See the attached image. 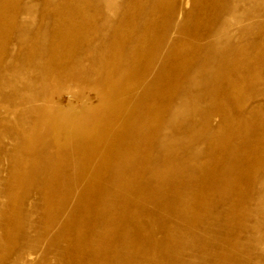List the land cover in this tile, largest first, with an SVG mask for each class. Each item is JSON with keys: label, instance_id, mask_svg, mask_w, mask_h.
Returning a JSON list of instances; mask_svg holds the SVG:
<instances>
[{"label": "bare ground", "instance_id": "bare-ground-1", "mask_svg": "<svg viewBox=\"0 0 264 264\" xmlns=\"http://www.w3.org/2000/svg\"><path fill=\"white\" fill-rule=\"evenodd\" d=\"M7 1L0 0V52L18 12L24 17L31 12V6L20 8L19 0ZM171 1H43L32 37L16 40L27 68L8 64L0 70V102L9 108L0 114V135L11 142L0 148V164L7 166L0 170V264H24L23 255L31 259L67 250L69 239L75 256L86 255L71 264H159L151 257L177 246L168 256L172 262L196 247L187 248L198 234L192 226L204 217L214 220L217 206L246 210L227 213L225 224L235 229V238L255 239L245 222H253L252 208L264 210V174L258 175L264 125L259 124L257 140L244 145L233 142L242 116L229 132L204 129L198 135L191 125L197 109L189 103L198 94L183 92L210 81L230 83L225 67L242 68L244 61L222 49L241 40L247 22L258 15L248 17L247 0ZM198 7L199 18L208 23L188 29ZM164 12L160 27L157 19ZM251 74L246 72V79H253ZM70 85L62 105L58 88ZM258 113L251 108L246 114ZM182 115L189 126L180 134L176 120ZM196 140L207 145L205 152L190 146ZM205 156L206 164L200 161ZM233 175L245 179L237 182ZM241 185L251 192L243 195ZM225 188L231 190L228 196L205 201V190L214 195ZM144 217L150 219L145 225ZM176 220L191 227L183 230ZM152 227L166 235L163 242L152 239ZM204 231L214 233L212 226ZM263 242L258 236L251 251ZM236 245L224 248L232 252Z\"/></svg>", "mask_w": 264, "mask_h": 264}, {"label": "rangeland", "instance_id": "rangeland-1", "mask_svg": "<svg viewBox=\"0 0 264 264\" xmlns=\"http://www.w3.org/2000/svg\"><path fill=\"white\" fill-rule=\"evenodd\" d=\"M43 1L50 0H19L20 8L24 6H31V12L29 13L30 16L24 17L23 14L18 12L17 25L7 32L8 38H2L5 46L3 48V51L0 52V70L8 64H11L17 68H27L23 63L20 62V58L23 57V54H25V50L17 47L15 42L22 35L27 38L32 37V32H34L39 26ZM122 1L123 0H118L120 4L122 3ZM7 2L11 3V0ZM171 2L176 3V0L174 2ZM247 2L248 3L246 4V7L248 15H250L248 17L253 18L255 15H258L257 19H252L247 22V31L244 33L241 40L231 41L229 45L224 46V48L222 49V51L229 54L231 58H241V60L244 61V63L241 65L242 68L239 67V69L231 65L228 68L225 67L224 70L228 71V76L231 78L229 84H226V81H224L223 79L221 81H217V83L210 81L207 84L199 86L196 89H185V91L183 92L185 94H198L196 99L189 101L190 105H194V108L197 109L193 119V123L191 125L192 128L198 132V135H201L204 132V129L208 132L212 131L214 133H221L224 130H228L227 132H229L231 131V128H235L237 118H240L241 116L245 118L244 123H241L240 127L233 129L235 135H237L233 139L235 145H244L245 142L256 141L258 134L261 132L260 129L263 128V126H259V124L262 122L264 125V59L262 61V64L260 65L261 68L257 66V62L260 56L262 55V58H264V0H247ZM199 10L201 11V7L196 8L192 12L193 17L187 24L188 29L195 28L196 24H199L202 28L208 23L207 18H199ZM184 12H188V8L183 9L182 14ZM166 16L167 14L166 12H164L163 15L158 17L157 22L160 27L163 25ZM45 21L48 23V19H45ZM177 21H181V16H179ZM158 31L155 32L156 35L160 33ZM96 38L98 37H94L91 42H94ZM237 71H241L242 75L235 77ZM246 72L252 73L250 76H253L255 74L254 78L246 79V77L248 76L246 75ZM21 76H23V74H20V77ZM72 88L73 87L71 85L68 88H58L59 99L62 105H66L68 103L66 94L72 91ZM4 91L7 93H11V90L9 88L4 89ZM73 92H75V90ZM78 92L87 94V90H78ZM89 95L90 97H92L91 92L89 93ZM117 97L123 102L128 100V96L125 94H118ZM55 100L57 99L53 98V101ZM251 108H256L260 113H258L257 116L248 117L246 113H249ZM8 110L9 108L4 103L0 102V114ZM207 115H209L210 118L205 121V116ZM0 117H2V115ZM12 120L13 119H10L9 123H11ZM176 122L177 132H179L180 134H182L189 126V121L187 120V116L185 115L180 116L178 120H176ZM10 144L11 142L9 138L1 134L0 148L9 146ZM190 146L193 148H198L202 152H205V150L207 149V145L202 144V142L198 140L191 143ZM222 148V145L218 146V149ZM200 161L206 164L207 162H209V159L207 156H205L203 160ZM225 161L231 162L233 161V158H228ZM220 162L221 161L217 162V165L222 163ZM261 165V168L258 170V175L264 174V159L262 160ZM6 167V163L0 164V170H4L6 169ZM107 176L108 174L100 175L102 179L107 178ZM231 177L237 182H243L245 179V175H233ZM0 178L2 179L3 177ZM2 184L3 183L0 180V191H2ZM241 186V193L243 195H248L251 192L245 185ZM196 187L197 186H195V188ZM204 193H206L204 195L206 197L205 201L208 203H212L216 201L219 196L220 198L218 199H222L228 196L231 193V190L225 188L219 191V193H215L214 195L210 194L208 190H205ZM19 194V196L21 197L23 193L21 194L19 192ZM33 194L34 191L32 189L30 192V196L32 197ZM18 201L20 202L19 204L21 205L22 210H25V208H27V204L24 202V200L19 199ZM165 208L166 206H164V209ZM240 210L246 211L242 207L238 206L234 208L217 206L216 209L213 210L216 214L214 220L206 221L207 218L204 217L201 224L192 226L196 228L198 234L193 239L190 238V240L188 241L189 246H187V248H189L191 245L196 247H193L192 249L184 253L183 257L173 258L172 262L170 261L171 263L169 262L170 259L168 258L169 253L177 251V246L172 247L171 250L173 251H164L163 253L152 256V261L156 260L159 264H264V242L263 244L260 243L261 246L258 251H251L255 239L258 236L264 238V225L260 224V220H264V210L263 212H257L254 208L249 210L250 213H253V222H245L246 232H251L252 234L255 233L256 237L255 239L252 237H247L246 240L243 239L244 236L242 235L238 239L235 238V229H232L228 227L227 224H225L227 213H234L235 211ZM140 222L145 225L146 222H150V219L148 217H144ZM175 223L178 226H181L183 230H185V228L188 229L191 227L185 222H179L176 220ZM206 226H212L214 233L207 235L204 231ZM151 232V236L153 237L152 239L154 241H156L157 243L163 242V238H165L166 235L162 234V232L156 230L155 228H153ZM13 234H15L16 237L18 236L17 239L19 238V232L13 231ZM145 234L148 235L149 231L145 230ZM30 236H32L31 233ZM66 242L72 244L71 247H67V250L58 249L55 253H52L47 257H42L41 255L37 257L34 256L31 259H27V256L23 255V257L25 258L24 264H71L70 260L72 258H75L78 261L84 260L86 258L85 254H78L75 256V246H73V241L71 239L67 240ZM225 243H237L240 246L237 248L236 245V247L233 248L232 252H229L224 248ZM5 246H9V244L7 243V245ZM10 247L11 246H9V248ZM11 248L13 251L14 248ZM135 248H137V251L142 250V247L140 246ZM197 248L201 249L199 250ZM10 256L12 257V255ZM104 259H106V257H104Z\"/></svg>", "mask_w": 264, "mask_h": 264}]
</instances>
